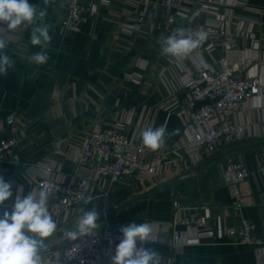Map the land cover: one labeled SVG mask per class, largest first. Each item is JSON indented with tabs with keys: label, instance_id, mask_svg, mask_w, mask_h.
I'll use <instances>...</instances> for the list:
<instances>
[{
	"label": "crops",
	"instance_id": "1",
	"mask_svg": "<svg viewBox=\"0 0 264 264\" xmlns=\"http://www.w3.org/2000/svg\"><path fill=\"white\" fill-rule=\"evenodd\" d=\"M174 1L151 0L154 6L146 9L139 32L127 36L121 30L125 17L120 0L98 6L96 14L87 17L78 33L60 31L68 0H53L47 6L45 18V23L52 25L50 59L42 66L29 64L26 59L39 50L30 43V29L23 26L5 29L3 37L9 43L4 51L15 65L6 75H0V138L12 133L20 137L15 153L0 162V176L12 184L13 199L31 192L38 195L34 180L39 176V166L53 167L51 177L70 179L75 173L71 155L84 133L95 125L124 123L128 137L142 146L141 132L147 127L167 123L168 132L175 133L158 150L143 146L147 164H151L155 154H167L164 161L169 164L159 166L155 176H124L116 183L106 184L111 189L106 199L92 186L91 200L74 207L67 216L52 215L57 229L45 242L47 248L42 259L57 255L72 241L64 233L75 229L79 216L96 206L99 218L108 214L105 221L109 223L151 222L159 238L144 246L155 249L160 258L171 259V264L264 262V178L253 174L239 185V208L234 206L231 192L221 179L227 160H238L251 170L259 168L264 161V16L261 25L245 26L242 33L249 31L260 45L259 61L251 64L247 72L257 68L261 106H253L257 97L244 102L231 119L233 123H246L247 135L239 143L221 146L191 162L179 148L192 137L190 129L176 114L177 108H186V90L181 78L184 74H194L200 64L218 59L222 50L216 46L207 51L206 45L200 46L179 65L161 54L162 36L172 34L179 27L199 30L205 20L197 7L191 8L194 14L191 21L172 8L169 15L173 22L165 24L168 11L165 2ZM217 1L222 3L219 17L226 21L234 0ZM246 1L253 8L264 9V0ZM29 2L38 10L44 7L43 0ZM141 10L137 8L135 13ZM234 13L240 15V11ZM156 24L162 26L160 32L150 29ZM244 43L251 46L250 40ZM129 76L139 78V82L131 81ZM172 98L178 107L166 108ZM173 202L180 204L182 214L197 212L205 217L206 226L214 233L219 229H237L241 220H247L254 225L252 237L263 244L256 248L215 236L214 241L188 243L176 249L166 240L173 233L190 236L192 233L173 227ZM12 203L13 200L6 201L0 212L10 211ZM48 206L50 211V200Z\"/></svg>",
	"mask_w": 264,
	"mask_h": 264
},
{
	"label": "built area",
	"instance_id": "2",
	"mask_svg": "<svg viewBox=\"0 0 264 264\" xmlns=\"http://www.w3.org/2000/svg\"><path fill=\"white\" fill-rule=\"evenodd\" d=\"M103 0H68L65 5L66 17L61 23L60 31L80 32L81 24L97 12L98 6H106ZM125 22L121 28L127 36L139 32L145 18L146 9L153 7L151 0H120ZM222 3L217 0H175L165 2L168 7L165 24L173 22L169 11L175 8L191 21L194 14L191 8L197 7L205 16L203 29L207 39L201 44L211 51L216 46L222 50L221 56L200 64L194 74H184L181 78L186 90V108H177L175 98L166 108H177L176 114L191 131L189 142L179 148L186 159L195 161L212 154L221 146L236 144L247 135L248 126L244 122L233 123L232 117L244 102H250L260 95L261 82L257 76H249L248 67L259 61V48L253 45L258 42L246 31L245 26L261 25L264 9L253 8L246 0H234L232 9L240 11L235 16L230 8L226 21L219 17L218 10ZM142 8L135 13V9ZM232 11V12H231ZM233 26L234 30L230 29ZM162 26L156 24L150 29L160 32ZM188 31L194 29L185 28ZM5 29L0 30L3 35ZM244 40H250L246 47ZM207 65V67L205 66ZM134 82L139 78L129 76ZM19 135L9 134L0 138V162L12 156L18 145ZM145 148L135 144L127 135L126 124H98L84 133L71 158L75 163V173L70 179L51 177L54 171L50 166H39V176L34 180V189L46 187L50 191V212L54 217L67 216L71 210L88 200L90 189L96 186L100 196L107 198L111 189L106 184H113L124 176L152 178L158 173V167L168 165L167 154L157 153L151 164L144 162ZM258 174L264 178V161L256 170L245 167L238 160H227L224 163L221 179L230 190L234 206L239 208V185L249 176ZM173 227L190 231L188 234L173 233L167 244L176 249L188 243L202 244V241H214L215 236L233 239L236 244L250 245L259 248L263 242L253 238L251 231L254 225L241 220L237 229L216 230L214 233L206 226L205 217L197 212L182 214L180 204L173 202ZM125 224L109 223L97 230V235L83 240L70 241L60 252L43 259V264H110V256L120 242V228ZM160 264H171V259L160 258ZM261 264H264L262 262Z\"/></svg>",
	"mask_w": 264,
	"mask_h": 264
},
{
	"label": "clouds",
	"instance_id": "3",
	"mask_svg": "<svg viewBox=\"0 0 264 264\" xmlns=\"http://www.w3.org/2000/svg\"><path fill=\"white\" fill-rule=\"evenodd\" d=\"M53 0H43L44 7L38 10L29 0H0V30H15L23 26L30 29V43L39 48L26 57L29 64L42 66L50 59L48 48L52 41V25L45 23L47 6ZM107 3V0H103ZM207 39L203 28L188 31L177 28L172 34L161 37V54L174 59L177 65L196 51ZM0 35V75H6L15 65V61L4 51L8 46ZM259 48V42L253 45ZM207 67V65H205ZM257 68L249 71L255 76ZM257 97L253 106H261ZM9 117V122H11ZM175 133H169L167 123L159 127H147L141 132L142 144L151 150H158L166 139ZM50 191L42 188L38 195L31 192L26 196L17 195L13 199L12 184L0 176V208L6 201L13 200L11 210L0 212V264H43L45 243L57 229V223L49 211ZM91 200V197H88ZM99 212L96 206L79 216L76 227L67 230L64 235L69 240H83L97 235ZM121 239L110 256V264H160V254L153 248L145 247L155 243L158 235L154 233L151 222H132L120 228ZM181 250L178 249V253Z\"/></svg>",
	"mask_w": 264,
	"mask_h": 264
},
{
	"label": "water",
	"instance_id": "4",
	"mask_svg": "<svg viewBox=\"0 0 264 264\" xmlns=\"http://www.w3.org/2000/svg\"><path fill=\"white\" fill-rule=\"evenodd\" d=\"M106 217H108V214H107L106 216L101 217V218L98 219L99 228H101V227L105 224V222H106V221H105V218H106ZM109 221H111V220L109 219ZM99 228H98V229H99Z\"/></svg>",
	"mask_w": 264,
	"mask_h": 264
}]
</instances>
